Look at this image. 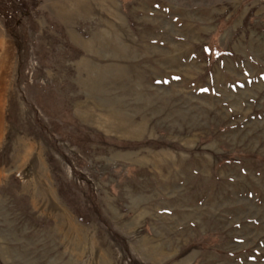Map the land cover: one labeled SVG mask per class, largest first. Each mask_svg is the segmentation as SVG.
<instances>
[{
	"label": "rangeland",
	"instance_id": "obj_1",
	"mask_svg": "<svg viewBox=\"0 0 264 264\" xmlns=\"http://www.w3.org/2000/svg\"><path fill=\"white\" fill-rule=\"evenodd\" d=\"M0 264H264V0H0Z\"/></svg>",
	"mask_w": 264,
	"mask_h": 264
}]
</instances>
